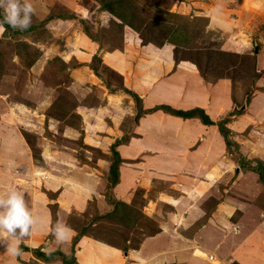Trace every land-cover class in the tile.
<instances>
[{
	"label": "crops",
	"instance_id": "crops-1",
	"mask_svg": "<svg viewBox=\"0 0 264 264\" xmlns=\"http://www.w3.org/2000/svg\"><path fill=\"white\" fill-rule=\"evenodd\" d=\"M63 1L66 0H54L53 5L64 8ZM84 10L83 7L79 9L81 12ZM46 11H49L48 7ZM74 13L75 10H71L68 14L72 16H54L45 25L53 37L60 34L59 29L64 25L69 29V44L64 45L68 50L66 56L68 61L75 59L78 63L69 77L73 85H85L82 100H96V93L99 100L89 110V120L92 118L90 122L94 124L87 125L85 131L91 137L94 133L98 136L100 130L98 139L102 138L108 146H102L98 139H91L90 142L99 145L84 143L87 148L85 154L97 150L104 158L95 159V166L90 168L83 165L88 167L82 168L83 173L66 178L62 173V162L76 165L70 155L74 152L73 148L56 153L41 141L47 151L43 155L46 164H36L25 141L12 131L13 126L6 114L13 109L5 106L1 109L0 112L5 113L0 116V194L6 195L9 189L19 192L35 224L30 228L29 236L0 244V264H62L55 258L48 261L41 259L35 253L36 250L43 254L58 251L65 256L71 253L70 241L74 233L70 232L63 242H57L55 237L52 240L48 238L51 218L47 209V193L57 191V203L66 212L81 211L85 203L92 200L97 202L99 211H104L108 171L100 167L108 166L106 160L112 145L110 138L119 137L122 134L121 129L118 130L120 124L130 119L133 123L127 127L129 139L123 147H117V152L122 159L124 156L136 160L141 156L144 163L138 165L143 169V176L136 167L134 169L137 170L124 171L126 168L121 163L118 184L111 189L114 198L131 205L136 201L138 187L142 188V183L153 174L166 176L167 179L179 178L180 197L169 198L174 204L166 205L167 221L158 224L159 232L145 237L137 249L123 254L120 249L83 237L75 247L76 264H212L208 256H212L216 264H264V215L257 216L262 220L257 227L253 225L254 217L251 215L252 211L258 210L257 205L264 195V185L258 175L241 168L237 155L227 152L216 126H206L198 118L183 119L162 110L147 112L164 105L182 111L201 109L213 122L228 118L227 127L234 134L233 141L239 154L247 161L264 163V62L261 59L264 58V46L256 56L260 65L257 72L261 75L255 80L248 101L238 104L234 98L233 81L226 78L214 82L204 80L194 66L175 63L170 45L156 47L145 44L132 29L125 26L120 35L121 46L108 50L82 33ZM86 15L79 14L78 18L83 19ZM77 31L79 33H75ZM95 56L100 58L99 74L90 68ZM103 69L120 80L108 84L100 76ZM34 87L35 84L30 83L29 89L22 91V97H26V90ZM128 92L140 98L142 110L146 112L135 122L136 109L134 107L133 112L135 105ZM0 102L8 100L5 101L4 96ZM18 108L23 116V107ZM78 108L76 106L74 111ZM234 111L238 113L233 114ZM111 112L116 115L109 116ZM106 119L112 122L114 129L116 125V134L106 131L108 127L103 124ZM51 120H46L48 127L52 124ZM86 155L89 159L90 154ZM100 162L104 165L100 166ZM95 169H99L102 176L93 181L88 176ZM139 173L141 179L138 178ZM83 174L88 175V181L79 179L78 175ZM98 181L99 186L96 184ZM63 183L77 189L75 192L84 193L83 197L77 193L83 199L69 197L66 200L59 187ZM253 190L257 191V198L248 201L243 198L242 195H253ZM249 209H252L251 214H248ZM21 244L27 251L18 253ZM9 245L16 251H9Z\"/></svg>",
	"mask_w": 264,
	"mask_h": 264
},
{
	"label": "rangeland",
	"instance_id": "rangeland-1",
	"mask_svg": "<svg viewBox=\"0 0 264 264\" xmlns=\"http://www.w3.org/2000/svg\"><path fill=\"white\" fill-rule=\"evenodd\" d=\"M114 1L116 3V0H66L62 2L66 7L62 8V6L53 5L54 0H29L34 11L31 16V24L28 27L30 29L27 31L14 30L9 25L6 26L4 7H0V100H4V96L5 101L8 100V102H0V111L4 106L13 109L9 110L8 115L6 114L13 126L12 131L16 132L22 141H25L36 164H46L43 155L47 151L40 144L41 141L54 152L66 151L67 148L72 147L74 152L68 151V153H71L72 162L76 165H72L71 162V164L62 162V160L59 162H62V173L69 179L72 175L83 173L82 168L87 169L95 166V159L102 160L104 158L101 157L100 151L91 150L90 153L86 152V154H90L87 159L84 151L87 149L84 143L96 144L90 142L91 139L95 140L100 137V130L98 136L94 133L91 137L85 131V127L94 124V122H90L92 118L89 120V110L99 100L96 93V100L91 98L89 102H85L86 100H82L84 99L85 85L80 87L72 84L73 80L69 76L71 70L78 67V63L75 59L68 61V56H66L68 50L66 51L64 45L69 44L67 43L69 29L64 25L59 29V35L56 37L50 35L45 24L51 21L50 19L54 16H72L68 12L75 10V19L82 33L87 35V31L91 37L97 39L99 30L102 33L104 45L100 38L99 44L109 50L119 41V34H121V27L114 26L121 22L114 15L117 11L125 16L126 22L129 20L139 27V33H135L145 42L155 46L154 42L162 41L164 42L163 46L170 45L173 53L175 50L178 56L177 64L194 66L197 70H201L204 77L210 81L219 77L233 80L234 98L238 100V104L246 103L247 94L249 96L252 94L255 80L261 75V72L260 74L256 72L260 71L256 56L264 46V0H121L120 7L116 8L114 13L105 10L104 3L112 4ZM20 2L23 4L24 0H20ZM4 3L6 6L7 0H4ZM47 7L49 11H46ZM82 7L85 10L81 12L79 9ZM79 14L86 16L81 19L78 18ZM116 20H118V24ZM41 22L43 24H40ZM75 33H79V31ZM168 40L175 41L177 45L165 43ZM242 48H245L244 53H242ZM261 59L264 62V58ZM92 65L97 67V74H99L100 63L93 59L90 64L91 69ZM100 76L108 84L120 80L104 69ZM109 79L113 82H110ZM32 82L37 88L26 90L24 92L26 97L23 98L22 91L26 88L29 89L28 86ZM68 87L69 89H67ZM99 99L101 101L102 98L99 96ZM18 106L23 107V116L17 111ZM76 106L79 108L75 112ZM134 111L137 114L136 105L133 106ZM2 113L0 112V116ZM112 115L116 114L111 112L109 116ZM50 119H52V124L48 127L46 120ZM132 123L130 119L120 124L118 130L121 129L122 134L117 138H110L112 144L119 140V146L123 147L127 143L126 141L129 139L127 127L129 125L131 127ZM103 124L107 125L106 131L109 134L113 132L116 134V125L114 129L110 120L106 119ZM98 140L101 141L102 146H108V143L102 142V138ZM109 154L110 156L106 160L107 167H100L104 163H99V167L107 168V171L112 160L111 146ZM135 159L131 160L123 156L122 163L126 168L124 171L139 169L143 176V169H140L141 166L138 163H144V161L141 160V156ZM151 166L153 167V165ZM135 167L137 169H134ZM99 169L92 170L91 176L87 175L90 180L101 179L102 172ZM78 176L84 181L88 178L86 174ZM165 177L153 174L149 180L142 183V188L138 187L135 192L136 201L129 205L133 208L131 216L134 222L127 223L128 225L117 223L110 218L96 219V214L100 211L95 200L86 202L81 211L73 208L74 206L71 209L75 210L63 211L58 204L59 193L57 191L48 192L47 209L51 218V234L48 238L54 239L53 230L57 221L60 220L74 233L70 247L73 245L76 234L87 228L90 234L87 236L88 238L94 239V236L96 238L99 235L100 237L97 238H104L107 243L120 247L128 246V251L132 250V247L136 248L142 239L156 230L158 224L167 221L168 208L166 205L172 206L173 203L169 198L180 197L181 182L179 178L167 179ZM138 178H140V173ZM96 184L99 186L100 182L98 181ZM59 187L66 200L69 197L83 199L84 193L75 192L77 189L70 188L67 183H63ZM257 195V191L253 190V195L242 196L248 201L254 197L257 198ZM259 204L257 205L258 210H254L252 213L250 211L252 209H249L248 212V214L252 213L251 215L254 217V227L262 222L257 216L261 213L264 215L263 194ZM108 209L109 207L105 211ZM105 211L104 213H106ZM67 255L69 256V254ZM55 259L60 260L59 258ZM211 263L216 264L212 260Z\"/></svg>",
	"mask_w": 264,
	"mask_h": 264
},
{
	"label": "trees",
	"instance_id": "trees-1",
	"mask_svg": "<svg viewBox=\"0 0 264 264\" xmlns=\"http://www.w3.org/2000/svg\"><path fill=\"white\" fill-rule=\"evenodd\" d=\"M120 3H122L121 0H116V3L114 1L112 4L109 3V2H106V3H104L103 7L105 8V10L114 13V10L116 11V8L118 9V7H120ZM114 15H115V17L118 20L121 21L118 24V20H116L118 25L114 24V26H116V27H121V33H122V28L125 27V26L129 27L134 32L139 33V30H138L139 27L135 26L129 20H127V22H126V20H124L125 16L123 14L117 13V11H116V13H114ZM40 24H43V22H41ZM6 26H8V24H6ZM29 29L30 28H27L26 31L29 30ZM86 34H87L86 36H88L92 41H94V42L99 44L98 40L100 38L101 43H103V40H102L103 36H102V33H100L99 30L97 31V35H98L97 39L91 37V35H89L87 31H86ZM120 35L121 34H119V41H118L117 44L116 43L114 44V47H120L121 46ZM140 38H141L143 43H145V44L147 43V42H145V40L142 37H140ZM154 43L156 44L155 45L156 47H162L163 44H164V42H162V41L154 42ZM165 43H169V44H171L173 46L177 45L176 42L173 41V40H168ZM103 45H104V43H103ZM100 47H102V46H100ZM110 49H112V48H110ZM177 57L178 56L176 55V52L174 50L173 58H174L175 63L178 62ZM94 60H96L97 63L98 62L100 63V58L99 57H94ZM92 70L94 71V73L97 74V67L96 66L92 65ZM199 74L204 80H206L208 82H214V81H216L218 79H221V77H219L218 79H215L214 81H210V80H207L204 77V75L202 74L201 70H199ZM128 93L131 95V97H132V99H133V101H134V103L136 105V108H137V114L135 116V121H137L138 118H140L146 112L142 110V105H141L140 98L136 94H134L132 92H128ZM247 96H248V98H246V102L250 98L249 94H247ZM156 110H162L163 112H165V113H167L169 115H173V116L180 117V118H183V119L198 118L201 121V123L206 125V126H216L217 129H218L219 134L221 135V137L224 140L227 152L229 154L237 155L239 163H240V167L248 169V170H251L252 172L256 173L258 175L259 181L264 185V163L259 161V160L247 161L239 154L238 148L236 146V143L233 141L234 134L227 127V124L229 122L228 118H224V119L218 120L216 122H213L209 118V116L206 113H204V111L201 110V109H197L196 108V109H192V110H189V111H182V110H175V109H172L169 106H164V105L157 106L154 109L149 110L147 112L156 111ZM119 144H120V142H119V140H117V141H115L114 144L111 145L112 160H111V163H110V166H109V170L107 172V177L105 178L106 182H107V185H106L107 191L104 194L105 195V202H106L105 210L108 207H109V209L107 211L104 210L106 213H104V211H100L98 214H96L95 218L98 219V220L104 219V218H110L112 220L117 221V223L125 225L127 223L128 224H132L134 222L133 219H132V216H131V213H132L131 210H133V208H131L129 205H127V204H125L123 202H120V201L116 200L114 198V195L111 192V189L114 188V186H116L118 184V181H119V166L122 163V158L120 157L119 153L117 152V147L119 146ZM158 232H159V229L157 227L156 230L154 232H152L149 236H154ZM89 235L90 234L88 233V229L87 228H85L84 230H82L81 232L76 234V237L73 240V245L71 247V253H70L69 256H65L64 254H62V253H60L58 251L57 252H53L51 254H43V253H41V252L36 250L35 253L41 259H44L46 261H48L49 259H52V258H59L61 260L62 264H76V257H75L76 244L79 242L80 239H82L83 237H87ZM97 237H100V236L98 235V236H96V238L94 236L93 237L94 240H96V241H98L100 243L109 245V246H111L113 248L120 249L123 254L127 253L128 250H129V247L126 246V245L123 246V247H120V246L115 245V244L107 243L104 238L103 239H101V238L99 239ZM140 243L138 244V246L136 248L132 247L131 249H133V250L137 249L139 247ZM21 251H27V248L24 247L23 244H21L19 246V248H18V253L21 252ZM22 264H24V262Z\"/></svg>",
	"mask_w": 264,
	"mask_h": 264
},
{
	"label": "clouds",
	"instance_id": "clouds-1",
	"mask_svg": "<svg viewBox=\"0 0 264 264\" xmlns=\"http://www.w3.org/2000/svg\"><path fill=\"white\" fill-rule=\"evenodd\" d=\"M0 7H4V22L11 28L26 30L31 24L33 6L29 0H0ZM35 224L33 217L25 206L23 196L15 189H9L6 195L0 194V244H6L10 240L18 241L20 238L30 235V228ZM18 232V235H17ZM71 229L58 220L53 230L57 242H63L68 238ZM9 251H16L11 245Z\"/></svg>",
	"mask_w": 264,
	"mask_h": 264
},
{
	"label": "built area",
	"instance_id": "built-area-1",
	"mask_svg": "<svg viewBox=\"0 0 264 264\" xmlns=\"http://www.w3.org/2000/svg\"><path fill=\"white\" fill-rule=\"evenodd\" d=\"M208 260L211 262V260H213V257L212 256H209L208 257Z\"/></svg>",
	"mask_w": 264,
	"mask_h": 264
},
{
	"label": "water",
	"instance_id": "water-1",
	"mask_svg": "<svg viewBox=\"0 0 264 264\" xmlns=\"http://www.w3.org/2000/svg\"><path fill=\"white\" fill-rule=\"evenodd\" d=\"M238 112L237 111H234L233 114H237Z\"/></svg>",
	"mask_w": 264,
	"mask_h": 264
}]
</instances>
